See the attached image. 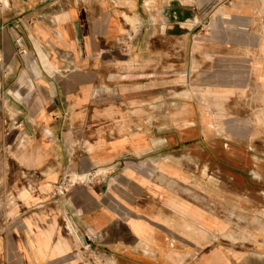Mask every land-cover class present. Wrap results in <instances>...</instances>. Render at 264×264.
<instances>
[{
	"label": "rangeland",
	"instance_id": "obj_1",
	"mask_svg": "<svg viewBox=\"0 0 264 264\" xmlns=\"http://www.w3.org/2000/svg\"><path fill=\"white\" fill-rule=\"evenodd\" d=\"M139 5L125 14L118 52L95 63L104 64L105 72L98 78L86 75L99 83L96 97H111L120 119L74 121L76 106L69 107L66 127L73 131L66 138L72 152L52 154L60 168L51 181L43 224L54 241L69 247L56 254L42 250V261L30 263L1 244L0 264H264V0H144ZM90 65L78 64L72 73L91 75ZM5 77L0 72V80ZM29 107L0 105L4 144L11 122L24 123L19 116ZM153 113L165 117L153 119ZM94 126H111L126 140L143 133L150 142L164 141L154 153L125 150L122 165L113 167L118 170L97 168L107 164L97 144L101 161L87 166L81 149L92 138L75 136L74 130ZM157 129L160 137L154 135ZM169 154L193 209L205 212L207 223L190 217L202 229L195 232L193 226L190 233L178 211L172 212L176 223L166 234L168 247L155 248L156 254L95 236L79 214L80 193L103 187L122 166L146 171L151 164L146 159L159 155L162 165ZM9 204L0 200V209ZM8 219L0 216V239Z\"/></svg>",
	"mask_w": 264,
	"mask_h": 264
},
{
	"label": "crops",
	"instance_id": "obj_2",
	"mask_svg": "<svg viewBox=\"0 0 264 264\" xmlns=\"http://www.w3.org/2000/svg\"><path fill=\"white\" fill-rule=\"evenodd\" d=\"M7 2L8 8L0 10V72L7 74L0 80V105L30 107L19 116L24 123L17 126L11 122L5 144L0 130V200L10 203L0 209V216L9 218L0 245L15 254L19 252L25 261L32 263L35 259L42 261V250L52 249L56 254L69 247L54 241V234L43 224L51 181L58 177L60 168L57 161H52V154L72 152V143L66 138L73 131L66 127V122L72 119L67 113L69 107L76 106L74 121L120 119L122 114L114 111L111 97H96L99 83L87 78H98L105 72L104 64L95 63L118 52L115 48L127 29L125 14L144 0ZM51 59L59 66L57 69L51 68ZM84 62L91 64L88 72L91 75L80 70L72 73L74 66ZM60 66L62 71H58ZM63 73L72 74L66 78ZM151 115L157 120L165 117L159 113ZM58 121L62 123L57 125ZM103 128L74 130L75 136L92 138L81 149L87 153L81 155L87 166L101 161L96 156L97 144L102 145V159L107 162L104 166L96 165L97 168L118 170L113 167L122 165L125 150L134 148L141 153H154L164 141L150 142L148 134L143 133L126 140L111 130V126ZM154 135L160 137V129ZM97 137L105 139L97 140ZM160 158L158 155L146 159L151 162L146 171L144 167L141 170L122 166L109 176L103 187L95 185L80 193L78 207L83 222L95 236L105 238L106 244L133 243L143 251L156 254L155 248L168 247L166 234L170 225L176 223L172 212L178 211L179 222L190 233L193 226L195 232L202 229L191 220L192 215L207 223L205 212L193 209L185 179L175 176L173 155L162 157L165 162L162 165ZM176 184L183 188L177 191Z\"/></svg>",
	"mask_w": 264,
	"mask_h": 264
},
{
	"label": "built area",
	"instance_id": "obj_3",
	"mask_svg": "<svg viewBox=\"0 0 264 264\" xmlns=\"http://www.w3.org/2000/svg\"><path fill=\"white\" fill-rule=\"evenodd\" d=\"M8 8V2H7V0H0V10H6ZM21 52H23V53H25V51L23 50V51H21ZM73 67V66H72ZM59 70H63L61 67L58 69V71Z\"/></svg>",
	"mask_w": 264,
	"mask_h": 264
}]
</instances>
